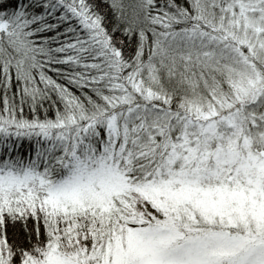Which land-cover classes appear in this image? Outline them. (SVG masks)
<instances>
[{
	"label": "snow or ice",
	"instance_id": "1",
	"mask_svg": "<svg viewBox=\"0 0 264 264\" xmlns=\"http://www.w3.org/2000/svg\"><path fill=\"white\" fill-rule=\"evenodd\" d=\"M0 264H264V0H0Z\"/></svg>",
	"mask_w": 264,
	"mask_h": 264
}]
</instances>
